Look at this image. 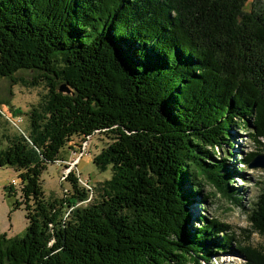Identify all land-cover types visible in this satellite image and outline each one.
<instances>
[{"label":"trees","instance_id":"16d2710c","mask_svg":"<svg viewBox=\"0 0 264 264\" xmlns=\"http://www.w3.org/2000/svg\"><path fill=\"white\" fill-rule=\"evenodd\" d=\"M0 77L45 89L27 131L0 127V167L18 171L13 207L28 220L0 233V264H201L233 246L244 264H264V245L247 241L264 238V187L246 241L214 216L197 213L193 227L188 211L213 195L204 183L241 205L227 186L235 169L213 159L225 146L234 157L235 120L263 143L261 0H0ZM95 132L109 142L93 162L110 177L88 188L72 170L69 193L46 199L47 164Z\"/></svg>","mask_w":264,"mask_h":264},{"label":"rangeland","instance_id":"374dc122","mask_svg":"<svg viewBox=\"0 0 264 264\" xmlns=\"http://www.w3.org/2000/svg\"><path fill=\"white\" fill-rule=\"evenodd\" d=\"M261 3L264 4V0H261ZM32 74L31 71L20 70L15 73L14 78L30 81ZM44 92L45 89L42 85L25 87L15 84L9 77H0V110L3 112L0 127L9 126L12 128V126L19 125L20 131H27L29 129L27 111L31 105L39 101ZM12 108L20 111L21 120L13 121L14 119L11 118L12 111H10ZM5 119L12 126L5 124ZM237 123L236 120L233 123V132L238 135L232 139V145L236 151L234 157L227 155V147L225 146L217 149L213 159L220 162L221 159L225 160L226 168L235 169L233 172L235 174H232V177H226L228 179L227 186L233 196L238 198V203L241 205L237 206L232 200L223 197L210 183H204L202 184V196L206 193H213V195L201 205L192 203L188 206V211L192 214L193 227L198 226L197 213L214 216L228 223L231 229L236 231L240 241H246L244 238L249 231H252V223L249 219L251 209L264 187V168L247 167L241 159L243 154L246 155L248 152L264 149V140H262V145L257 148L247 132L241 130ZM82 141L81 137L73 135L60 149L59 159L47 164L43 170L40 183L46 199L63 198L69 193L71 185L66 176L72 170L77 175L80 174V179L86 180L90 186H94L97 182L110 177V167L105 171H101L93 162V157L109 142L108 138L95 132L91 135L84 150L80 151ZM237 168L240 169L239 172ZM84 184L81 183L82 186H85ZM10 186L13 189L11 191L8 190ZM20 187L18 171L11 166L0 167V233L5 232L8 237L20 234L28 225L24 205L19 208L13 207L16 200H21ZM249 234L250 238L247 241L252 246L264 245V238L260 234L257 232ZM231 248L233 252L227 247L226 251L213 254L208 261H201V264H244L246 258L235 250V246Z\"/></svg>","mask_w":264,"mask_h":264},{"label":"water","instance_id":"95a60500","mask_svg":"<svg viewBox=\"0 0 264 264\" xmlns=\"http://www.w3.org/2000/svg\"><path fill=\"white\" fill-rule=\"evenodd\" d=\"M59 91L61 92H68L67 87L64 84H61L59 86ZM91 136H88L85 140H87V143L89 141ZM84 141V140H83ZM82 141V142H83ZM82 145V143H81ZM80 151H81V146H80ZM249 167L250 168H256V167H261L264 168V153L262 154H257L256 156H254L253 160L249 163Z\"/></svg>","mask_w":264,"mask_h":264},{"label":"built area","instance_id":"2783aa9c","mask_svg":"<svg viewBox=\"0 0 264 264\" xmlns=\"http://www.w3.org/2000/svg\"><path fill=\"white\" fill-rule=\"evenodd\" d=\"M87 146V140H85V141H83L82 142V145H81V151H83L84 150V147H86ZM80 182L82 183H85L84 185H85V187H88V188H90V185H89V183L86 181V180H81L80 179Z\"/></svg>","mask_w":264,"mask_h":264}]
</instances>
